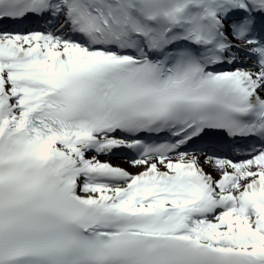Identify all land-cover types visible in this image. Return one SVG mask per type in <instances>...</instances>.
Listing matches in <instances>:
<instances>
[{
  "label": "snow or ice",
  "instance_id": "obj_1",
  "mask_svg": "<svg viewBox=\"0 0 264 264\" xmlns=\"http://www.w3.org/2000/svg\"><path fill=\"white\" fill-rule=\"evenodd\" d=\"M0 264H264V0H0Z\"/></svg>",
  "mask_w": 264,
  "mask_h": 264
},
{
  "label": "bare ground",
  "instance_id": "obj_2",
  "mask_svg": "<svg viewBox=\"0 0 264 264\" xmlns=\"http://www.w3.org/2000/svg\"><path fill=\"white\" fill-rule=\"evenodd\" d=\"M104 157H102V159H103ZM112 160V159H111ZM114 163H119L121 160H119V159H117V160H112ZM122 162V161H121Z\"/></svg>",
  "mask_w": 264,
  "mask_h": 264
}]
</instances>
